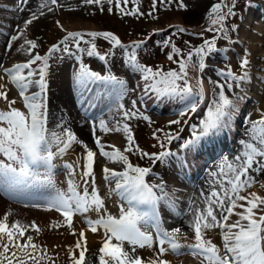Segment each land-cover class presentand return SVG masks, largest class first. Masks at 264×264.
Returning <instances> with one entry per match:
<instances>
[{
  "label": "snow or ice",
  "instance_id": "6c2138e0",
  "mask_svg": "<svg viewBox=\"0 0 264 264\" xmlns=\"http://www.w3.org/2000/svg\"><path fill=\"white\" fill-rule=\"evenodd\" d=\"M83 2L86 5H98L100 11L104 10L105 2L109 5L115 3L123 16L139 18L147 15L153 20L159 19L153 15L157 11L158 3L166 9L175 3L179 9L189 10L185 0H152V11L147 14L140 11L138 0H133L137 6L131 11L121 6L122 3L127 5L129 0ZM238 3L239 0H219L212 4L206 14L210 26L205 31L214 35L211 39H204L199 46L190 47L186 55L173 42L171 36L163 41V47L171 49L167 59L178 63V71H165L162 67L154 69L139 61L137 50L146 44L150 36L126 45L112 31H69L60 21H56V24L66 34L58 43H54L44 55H40L35 51L39 47L37 42L25 39L28 47L21 45L17 51L27 52L30 58L24 63L4 69L5 75L18 88L27 111L15 107L16 100L9 99L7 86L0 84V100L7 103V110L0 109V193L14 202H24L25 207L60 213L63 219L50 222L46 228L51 231L67 227L70 233L77 237L75 244L67 246L66 249L70 264H86V253L89 250L86 231L95 234L101 230L104 238L102 246L98 249V264H171V261L165 258L169 252L178 256L192 255L200 259V264H264V195L250 191L257 184L264 188V180L259 179L261 174H264V112L259 119L248 121V139L240 141L241 153L232 160L224 157L217 171L210 173L213 177L211 190L207 195L203 191L200 195V204L203 207L199 204L193 207L190 203L189 227L194 233L193 243L180 242L183 235L181 228L169 231L163 227L160 208L164 205L173 211L177 210L176 191H169L163 177L159 178V183H149L147 180L149 175L154 174L153 166L157 162L167 165L169 158L177 156L183 167L187 165L189 155L197 156L212 151L220 140L226 138L241 114L239 101L245 100L247 96L242 86L250 83L252 79L248 52L240 57L238 72L234 71L230 64L217 70L223 82L211 81L215 88L210 102L204 106L198 122L189 123L192 115L200 112L205 100L203 78L197 79L194 88L189 80V69L203 73L208 67L207 60L210 57L220 52H229V48H218L217 41H231L229 32L238 30L239 25L227 23L229 18L237 16L235 9ZM50 4L56 8L49 6V0H42L39 15L36 12L31 14L25 21L24 30L20 31V35H23L35 20L45 15L43 8L54 12L63 7L58 0H50ZM254 7L252 0H245V8ZM19 10L23 11V8ZM108 11L111 12L112 8ZM167 27L174 29L177 34L203 36V32H191L181 24H169ZM155 31L163 32L165 29ZM97 38H102L111 45L107 53L101 54L98 51ZM18 39V35H12L7 50L10 51L12 42ZM82 42L87 47H81ZM185 44L189 42L185 41ZM73 47L76 53H73ZM116 48L124 50L125 63L140 74L145 82V94L153 92L158 97H168L183 104L178 118L168 122L169 129L173 125L178 126L175 131L155 128L152 132L156 141L152 147L159 148L155 152L140 147L129 123L112 129L103 120L100 121L101 130L123 132L126 139V147L122 151L115 145H105L99 137H95V145L100 155L113 163L124 165V170L120 172L107 166L103 168L104 179L115 181V187L109 188L110 194L119 195L125 202L120 205L118 217L107 212L105 199L96 185V151L79 140L70 128L64 129L63 132L50 131L48 128V77L52 66L50 61L55 54H75L80 60L74 73L78 88L88 89L91 85L99 84L117 101H122L129 91L127 82L114 75L110 68L107 74L92 70L82 58L85 54L88 57H98L108 65L110 57L115 55ZM176 56L180 59L174 60ZM33 85L38 91L29 94ZM236 88L240 89V93L234 91ZM136 104V100L131 101V109L123 111L125 120L142 119L151 126V118L140 112ZM118 106L124 109L123 103ZM185 117L187 119H184ZM185 126L189 131L188 135L182 138L181 133L185 131ZM58 127L63 128V124ZM95 131L93 126L94 136ZM173 141H181L180 150L185 154L183 157L171 151L170 145ZM74 144L83 146L85 164L77 173L78 165L66 163L64 167L68 170L67 186L57 187L54 179V161L57 157H63ZM106 147L112 150L108 151ZM129 154L149 160L152 166L133 164ZM77 175L79 181L75 178ZM40 189L51 191L43 199H34L35 192ZM92 211L97 213L96 219L86 215ZM76 214L85 217L86 230L77 232L74 228L73 218ZM13 215V211L9 209L0 216V264H57L59 253H53L46 244L37 242L45 228L35 220L26 223L20 219H10ZM233 216L237 219L230 223ZM215 229L221 232L223 249L208 235ZM125 243L129 245L128 249L125 248ZM138 249H155V254L144 257L138 254Z\"/></svg>",
  "mask_w": 264,
  "mask_h": 264
},
{
  "label": "bare ground",
  "instance_id": "6f19581e",
  "mask_svg": "<svg viewBox=\"0 0 264 264\" xmlns=\"http://www.w3.org/2000/svg\"><path fill=\"white\" fill-rule=\"evenodd\" d=\"M197 1H198L197 2L198 8H200V6H202L201 4H199L201 0H197ZM189 2L191 1L189 0ZM41 3H42V0H26V2L25 0H0V62L2 61L5 64L3 66L9 65L8 67H12L14 64L24 63L26 60L22 62L23 59L30 58L27 52L17 51V49H19L21 45H23L24 48L28 47V45L25 44V39L35 40L38 43L43 40H50L52 38H56L58 40L59 38L63 37V35H65L66 33L61 31V29L57 26L56 21H60L64 25V27L69 31H72L74 29L78 30V29L87 28L89 26L87 23L88 22L87 18H89L90 13H92L93 10L98 6L95 4L86 5L84 4L83 0H58V3L63 5L62 8L56 9L54 12H49L48 8H43L42 11L45 13V15L41 16L38 20H35L31 25L27 27L26 31L23 32V35H20V31L24 30L25 21L31 17V14L33 12H36L37 15H39V11L41 10L40 9ZM49 6L52 8H56L55 5L50 4V0H49ZM20 8H23V11H20L19 10ZM255 11L254 13H252V17L249 15L244 16V18L247 20L252 19V23L250 24L252 25V28L249 29L245 27V29L242 32H240V35H238V38H239L238 45L232 50L236 51L237 53L241 51V55H243L245 52L250 53V60H251L250 72L252 73L250 74L253 75L252 76L253 87L251 86V88L253 89V94L247 93V96L251 95L250 99L252 100L255 99L259 102L257 106L255 105L257 107L256 109L253 106V108L255 109L254 112L257 115V111L260 110V112H263L262 107H264V105L261 104V101H260L262 99L261 95L264 93V2H262L260 4V8L258 7ZM246 25H249V24H246ZM91 28L93 27L91 26ZM12 35H18L19 39L16 40L15 42H12V48L9 51L7 50V45L10 42V38ZM243 46L245 47L243 48ZM229 52H230L229 54L232 53L231 50ZM78 67L79 65L74 66V68H72L70 71H67V73L65 69H64L65 71L63 69H58L57 72L55 70V72L57 73L56 77L58 76L60 77L57 82H54L56 77L53 78L52 77L53 74H50L48 77V80H49V92L48 93H51L52 94L51 96H53V98L54 96H56L58 100L60 101V103L63 104V106L71 107V108L78 107L79 109H81V111L84 114L88 116L90 115L92 116V114H94L97 111V109H99V111L104 109L105 112L103 113V115H101L102 114L101 113L100 114L101 116L99 115L100 117H97V119L94 122L95 128L97 129V131H99V133L95 134V136L93 135L94 125H92L90 122H86L87 120L86 121L82 120V118L78 116V114H75L76 112L70 118L71 121L69 122H71V124L67 123L69 124V126H66V127L70 128L76 134L78 139L86 143L89 146V148H91L92 146L94 147L95 137H99L101 139V142L104 143L105 145H115L116 147L120 148L123 151L124 148L126 147L125 134L120 131H110L111 133L104 132L100 128V121L103 120L107 124V126L112 129H115L117 127H122L124 123H129V120H125V118L123 117V111L131 109L130 104H128L127 101L125 103V100L117 101V99L116 100L114 99L109 103L107 110H106L104 106L107 105L106 102L108 100H107V97L105 96H98L97 92L98 91L102 92V89H103V87H101L99 84L91 85L88 89H84L83 87L78 88L75 84V80L71 81L72 83H69L67 81V78H68L67 75H70L69 76L70 78L72 77L74 78V73L76 72ZM195 72H198V70ZM50 76L53 81L50 80ZM201 76H202L201 74L200 76L197 74L195 75V80H194L195 84H196L197 79L200 78ZM136 79H137L136 85L138 86L139 95H140L139 98L140 99L142 98L148 107H154L153 108L155 109L154 111L156 110L163 111L165 113H170L172 111L177 110L176 109L177 105H175L176 102H172V100H168V101L163 100V99L160 100L159 97H156L157 95L152 96L150 95V93L145 94L144 92L145 82L140 76L136 77ZM203 80H204V89H205V96H206L208 94L207 83H206L205 78H203ZM0 84L7 86V89L10 95L9 99L10 100L15 99L16 100L15 107H18L22 110L24 107V103L22 102L21 97H19V95L17 96V94L13 92V83L10 80L5 81L2 79L0 80ZM246 84L248 86L251 85L250 83H246ZM37 91H38V88L35 85H33L32 88H30L29 94L35 93ZM70 91L73 94L72 97H74L73 98L74 102H72L73 99L71 97ZM120 102L123 103L124 109L119 108L118 105ZM240 102H241L240 103V107H241L243 101H240ZM73 103H74V106H73ZM0 109L7 110V103L3 100H0ZM71 111H74V110H71ZM196 115L197 114H194L193 118H195ZM239 116L237 117L232 130L227 134L226 138H223L222 140H220L212 151L204 152L197 156L189 155L187 158L188 160L187 165L183 167L181 166L178 158H176L175 160L176 156L171 157L169 158V162L167 165L162 164L161 167H163V170L160 172V174L157 172L158 174L156 175V177H152L148 181L149 183H159V178L163 177V179L167 182L169 191L175 190L177 196L182 195V198H178L177 200V210L172 212L170 216L167 215V220H168L167 225H172L175 228L177 227L181 228L183 235L181 236L180 242L182 244H190L194 242V233L192 229L189 227V221L191 220V213L189 212L190 203L192 204L193 207H195L198 204L201 207H203V205L200 204L201 192L203 191L205 195H207L210 192L211 187H212L211 182L213 180V177L210 175V173L217 171L219 164L223 160L221 159L220 161H218L219 156L215 157V155L218 151H220V149L224 147L228 148V144L230 142L229 138L232 137L234 133V127L236 123H238L240 120ZM177 118L178 116H175V115L167 116V118H164V120H160V121L168 123L170 120L177 119ZM198 119L195 120L194 122H198ZM50 120H48V122H50ZM247 128L248 126L246 125L245 134L241 140L248 139V136L246 134ZM104 133H110L109 134L110 136H106V134ZM187 135H188V131L184 137H186ZM240 141L237 143V145L234 146L231 154L227 156L229 160H232L236 155L241 153L242 145ZM180 143L181 141L176 142V145H174L175 149L172 152L178 153L179 157H183L185 154L180 150ZM230 144L232 143L230 142ZM75 146L78 152L80 153V155H82V157L80 158V161L82 164L81 166L83 167V165L85 164L84 148L81 144H75ZM76 156L77 155H75V157ZM61 159L62 158H60L59 160ZM208 161L210 162V165L209 167L207 166L208 167L207 168L206 165L209 163ZM56 162L58 161L56 160ZM56 162L55 164L57 165L59 162L58 163ZM78 164L79 163H77V165ZM57 166H60V165L58 164ZM123 170L124 168L121 169V171ZM117 172H120V171H117ZM101 173L102 175L96 179L101 182L99 184L96 182L97 183L96 185L99 187L100 193L105 199V206H106L107 212L111 213L113 216L118 217L120 214V205H121L118 199H120L121 201V197L115 193L110 194L108 192L109 186L112 188L115 187V181L114 180L111 182L106 181L104 179L103 172ZM67 175H68V172L65 171L62 177L61 176L59 177L58 175L54 176L56 184L57 185L59 184L58 181H60V179L62 183V181L64 180V179L62 180V178L64 177L67 178ZM172 179L174 180L176 179L180 181L181 179L182 180L186 179V181H190V183L184 187L178 186L176 185V183L172 182ZM259 179L264 180V174H261ZM64 186L66 187L67 185H64ZM256 189L257 190L260 189L262 191L260 195H264V188H261L259 184L255 185V187L250 189V191L257 192ZM50 191L51 190H48V189H40L35 192L33 198L37 200L43 199L49 194ZM161 207L164 208V205H162ZM9 209L13 211L17 219L22 218V219H28L31 221L35 220L38 225H40L41 227H44L45 231L37 238V242L48 245L49 248L53 249L52 250L53 252H57V251L60 252L61 255H63V257H61V255L59 254L60 257L63 260H65V263H66L67 259L69 258L66 252L67 246L74 245L77 237L73 236L67 227H62L58 230H53V231H49L46 228V226L50 222L63 219L60 213L54 210L49 212V211H44L41 208L25 207L24 202H20V203L14 202L13 200H10L8 197L3 195V193H0V216H3V214ZM166 209H168V207ZM41 211L46 212L49 215L45 216V213L43 214L41 213ZM10 219H15V217H11ZM76 219L78 218L76 217L73 218V226L75 229H76V225H75ZM236 219L237 217L233 216L229 222L231 223L232 221ZM81 229L82 228H80V230ZM101 231L103 232V230ZM208 235L212 238L213 242L215 241L218 243V240L219 241L222 240L221 232L219 229L213 230ZM86 236H87V241H88L87 246L89 249L88 252L86 253V264H98V257L92 258L91 251L93 252L94 250L98 251V249L102 246L104 233H102L101 236L98 237L96 234H93L90 231H86ZM57 245H60L61 247L57 248L56 247ZM125 248L126 249L129 248V245L127 243H125ZM137 251H138V254L144 257H151L155 254V249H138ZM165 258L171 261V264L173 263L175 264H199L200 263V261L198 263V260H200L199 258L193 257L192 255H189V254H185L183 256H174L173 253L169 252L166 254Z\"/></svg>",
  "mask_w": 264,
  "mask_h": 264
},
{
  "label": "rangeland",
  "instance_id": "374dc122",
  "mask_svg": "<svg viewBox=\"0 0 264 264\" xmlns=\"http://www.w3.org/2000/svg\"><path fill=\"white\" fill-rule=\"evenodd\" d=\"M190 1L191 2H189V0H185V3L189 5V10H187V11H185L183 9H179L175 3L167 9L165 8L164 5H161L158 3L157 4V11H155L153 13V15L159 17L158 20H153V19H151V17H148L147 15L140 16L139 18H137L135 16H123L120 13L119 9L116 7L115 3L109 5L107 2H105L103 5V7H104L103 11H100L99 6H97L94 9L95 11L93 10V12L90 13L89 18H87V20H88L87 23L89 25L87 28L89 30L87 28H83V29H78V30L74 29L72 31H82V32L112 31L116 35H118L120 37V39L122 40V42L126 45H130L132 41L146 39L147 37L150 36L151 38L147 39L146 44L144 46H142L141 49L137 50L139 61L142 64H146L148 66L153 67L154 69L157 67H162L165 71H168L170 69H174V70L178 71L179 70L178 63H175V62L167 59V55L171 51V49H170V47H167V48L163 47V41L165 39H167L169 36H171L173 42H175L176 45L181 49L182 53L186 55L187 52L190 50V47L199 46L200 44L203 43L204 39H211L212 36L214 35L212 32L205 31V29L210 26L208 20L206 19V14H207L208 10L210 9L211 5L219 2V0H201L199 4H201L202 6H200V8H198V3H197L198 1L197 0H193V1L190 0ZM262 2H264V0H252V3L255 4V7L254 8H245V0H239L238 6L235 9L237 12V16L229 18L227 23L229 25L237 24V25H239V28L237 31H230L229 32V35L231 36V41L219 39L217 41V47L220 49L229 48V51L231 50V52H232L231 53L232 56H231V54H229L230 52H228L227 54H225L223 52H220L218 54H214L212 57H210L207 60L208 67L204 70L203 73L195 72L197 70L193 69V68L189 69V80L193 84L194 88L196 86V84L194 82L195 75L197 74L200 76V74H201L202 75L201 77L205 78V80H206L207 89H208V94L205 96V100H204L205 103H203L201 105L200 112L197 113L195 118H193L194 117L193 116L194 114H193L192 120L189 121V123H193L195 120H197L199 115H201V113L203 112V109H204L203 105H206L210 102V100L213 96V90L215 88V85L211 81L223 82L221 80V78L218 76L217 70L225 68L226 65L230 64L234 71H237V72L239 71L238 61H239L240 57L242 56L241 51L237 53L236 51H233L232 49L238 45V41H239L238 35H240V32H242L245 29V27H247L249 29L252 28V25H250L252 23V19L247 20L244 18V16L249 15L252 17V13H254V11L258 7L260 8V4ZM151 5H152V0H138V6L140 8V11L144 12L145 14L152 11ZM121 6L125 7V9L127 11H131L137 6V3H133V0H129V3L127 5H123V3H122ZM110 7L112 8L111 12L108 11V9ZM241 16H243V19H241ZM169 24H181L184 27L188 28L191 32H195V33L203 32V36L188 35L186 33L177 34L174 32V29H170L167 27ZM246 24H249V25H246ZM90 25L93 28H91ZM157 29H165V31H163V32L155 31ZM59 39H62V37ZM59 39L57 40L56 38H52L50 40L40 41L37 43L39 45V47L35 51L38 52L40 55H44L47 52V50L54 43L59 42ZM85 39H88V37H85ZM185 41H188L189 44H185ZM96 44H97L98 51H100L101 54L107 53L108 50L111 48V45L107 41L103 40L102 38H97ZM81 47H87V45H85L82 42ZM244 47L245 46H243V48ZM114 52H115V55L110 57V64H108V65H106L104 63V61H101L98 57H88L86 54L83 55V57H82L83 62L85 64H87L92 70L100 72L101 74H107V71L110 68L114 75L118 76L119 78H121L127 82L126 87L128 88L129 91H128L127 95L123 98L122 101L125 100V103L127 101V103L130 104V106H131V101L136 100V102H137L136 107L139 109V111L142 112L144 115L152 117L151 120L153 121L152 125L150 126L147 121H144L142 119L129 120V124L133 128V131H134V134L136 137V141L140 145V147L146 151H149V152L158 151L159 150L158 147L157 148L152 147L153 144H156L155 139H153V137H152V132L154 131L155 128H164L166 131H168V130L175 131L178 126L173 125L171 127V129H169L168 123L161 122L160 120H164V118H167V116H174V115L178 116V112L183 108V104L181 102H179L178 100L169 99L168 97H159L160 100L161 99L166 100V101L172 100V102H176L175 105H177L176 106L177 110L172 111L170 113H165L163 111H157V110L154 111L155 110V109H153L154 107H148L145 104L144 100L142 98L141 99L139 98L140 95H139L138 86L136 85V80H137L136 77H139L140 74L137 72H134L125 63L124 50L116 48V49H114ZM73 53H76V49L74 47H73ZM228 55H229V57H228ZM179 59H180L179 56L174 57V60H179ZM193 59L195 61L196 58L194 57ZM24 60L27 61L28 59H23L22 62ZM79 63H80V60L77 59V56L75 54L74 55H68L67 53H57V54H55L53 59L50 61V64L52 65L51 69H50V74H53L52 77L54 78L57 76L56 72L58 71V69H63V70L65 69L66 73H67V71H70L72 68H74V66L79 65ZM3 65H5V64L1 61L0 62V80L3 79L5 81L6 80L9 81L10 78L7 75H5L4 69L10 68V67H8L9 65H7V66H3ZM67 65H69V66H67ZM33 67L35 68L36 65H34ZM66 67H68V68H66ZM55 70H56V72H55ZM250 70H251V67H250ZM26 72H27V70H26ZM69 76L70 75H67V77H68L67 81L69 83H72L71 81H74V78L73 77L70 78ZM252 76L253 75H251V77ZM59 78H60L59 76L56 77L54 82H57ZM50 80L53 81L51 76H50ZM252 82H253V80L251 79V82H250L251 85L250 86H248L247 84L242 86V87H244L243 89H244L245 93L253 94V89L251 88V86L253 87ZM226 91H227V89H226ZM234 91L237 93H240L239 88L234 89ZM13 92L16 93L17 96L19 95V90L14 84H13ZM70 93H71V97H72L73 94L71 91H70ZM149 93L152 96L156 95L153 92H149ZM97 94H98V96L107 97V100H108L106 102L107 105H105V106L103 105L106 110H107L109 103L114 99L116 100V98L114 96L110 95L109 92L105 88L102 89V92L98 91ZM51 95H52L51 93H48V102H49L48 103V109H49V119L48 120H50V118L52 117L50 122H48V128L50 131L63 132V130L67 128L66 126H69V124H71V122H69V121H71L70 118L72 117V115H74L75 112H76L75 114H78V116H80L82 118V120H85V121L87 120L86 122H90L92 125L95 126L94 122L97 119V117H100L105 112L104 109H102L101 111H99V109H97V111L94 114H92V116L91 115L88 116V115L84 114L81 111V109H79L78 107L77 108L76 107L71 108V107L63 106V104L60 103V101L58 100V98L56 96H54V98H53V96H51ZM79 95H80V93H79ZM229 95H231V93H229ZM250 96L251 95H248V96H246L245 100H242L243 102H242L241 107H242L243 112L241 111V114L239 116L240 120L238 123H236V125L234 127V133H233L232 137L230 138V142L232 144H230V142H229L228 148L224 147L216 153L215 157L219 156L218 161H220L224 157H227V156H229V154H231L234 146L237 145V143L243 138V136L245 134V127H246V125L249 126L248 121L249 120L255 121V120L260 118V115L262 112H260V110L257 111V115L254 112L255 109L257 108L256 106L259 102L255 99L254 100L250 99ZM261 96H262L261 97L262 99L260 101H261V104L264 105V99H263L264 93ZM9 97H10V95H9ZM19 97H20V95H19ZM156 97H158V96H156ZM73 98L74 97H72V99ZM22 102H23V100H22ZM72 102H74V99ZM240 103L241 102L239 101V105H240ZM73 106H74V103H73ZM253 106L255 109L253 108ZM54 107H55V109H54ZM81 108H83V107H81ZM262 108H263L262 111L264 112V107H262ZM22 110L27 111V109H25V107H23ZM71 110H74V111H71ZM184 119H187V117H185ZM67 123H69V124H67ZM60 124H63V128L58 127V125H60ZM186 127L187 126H185L184 133H181L182 137H184L186 135L187 131H189L188 127L187 128ZM98 133H99V131H97V129H96L95 134H98ZM110 133H104V134H106V136H110L109 135ZM176 142L177 141H173V143L170 145L171 151H173L175 149L174 145H176ZM91 149L93 151H96V153H97L96 162L94 165L96 179L102 175L101 172H103V168L105 166L112 168L116 171H121V169L124 168V165L122 163L110 162L105 157L100 155L99 149L97 148L96 145H94V147L92 146ZM106 150L111 151L112 148L106 147ZM75 155H77V156L79 155V156L75 157ZM81 157H82V155H80V153L78 152V150L76 149V146L74 144L65 153V155L63 157H57L56 160L59 163L56 162V160L54 161V163L56 162L62 167L61 168L60 166H57L58 164L56 165V168L54 169V172H55L54 176L58 175L59 177L60 176L62 177L64 175L65 171L68 172V170L64 167V165L66 163H71V162L74 165H77V163H79L77 166V172L79 173V170H81V167H82L81 166L82 164L80 161ZM60 158H62V159L59 160ZM129 158L133 164H138L142 167L152 166L151 162L149 160L140 159V157L138 155L129 154ZM176 158H178V157L176 156L175 160H176ZM62 160H64V161H62ZM178 160H179V158H178ZM209 165H210V162L206 165V167L207 166L209 167ZM161 166H162V164H160V163H156L155 166H153V173L154 174H151L147 177L148 181L150 178L156 177V175L158 173L160 174V172L163 170V167H161ZM61 174H63V175H61ZM75 178L79 181V179H78L79 176H77ZM62 180L64 182L62 181V183H61V179H60V181H58V183L61 185V187L63 186L62 188H65L64 185H66L65 180H67V178L64 177V178H62ZM96 182L99 184L101 181L96 180ZM172 182L176 183V185H178V186H183V187L190 183V181H186V179H184V180L181 179V181L176 180V179L175 180L172 179ZM59 184L58 185L56 184L57 187H60ZM109 188H110V186H109ZM257 192H258V194L262 193V191L260 189L257 190ZM177 197L182 198V195H178ZM118 201L120 204H124V201L122 199H121V201H120V199H118ZM181 202H182V200H181ZM125 207H127L126 204H125ZM166 208L167 207H165V206H164V208H162V207L160 208V210H161L160 215L162 216V220L164 219L163 220V227L166 228L167 230L171 231L175 227L172 225H167V221H168L167 215L170 216V214H172V212H174V211H172V209H169V208L166 209ZM41 213H43V214L45 213V216L49 215L46 212L41 211ZM86 215L89 217L91 216L92 219L97 218V213L95 211L89 212ZM13 217H15V219H17L16 215H13ZM74 217L78 218V219H76V222H75L77 232L80 231V228H82V229L84 228V230H86L87 226L84 223V216H82L80 214H76ZM19 219L26 222V223L31 222V220H28V219H22V218H19ZM164 223H166V224H164ZM51 231H53V230H51ZM102 233H103L102 231H99L95 234L99 237V236H101ZM214 243H216L219 246L222 245L221 248L223 249L222 240H220V241L218 240V243L214 241ZM49 249H51V248H49ZM51 250H53V249H51ZM53 253H59L61 255V253L58 251L53 252ZM91 254H92V258H95V257H98L99 253H98V251L94 250V252L91 251ZM60 255L58 256L57 264H70L69 258L67 259V261L65 263V260H63L61 258V257H63V255H61V257H60ZM173 255L178 256L176 254H173ZM179 256H183V255H179ZM199 261L200 260H198V263H199ZM173 264H175V263H173Z\"/></svg>",
  "mask_w": 264,
  "mask_h": 264
}]
</instances>
